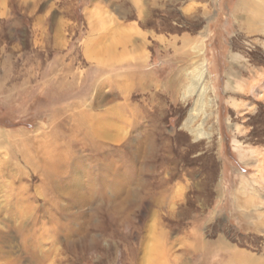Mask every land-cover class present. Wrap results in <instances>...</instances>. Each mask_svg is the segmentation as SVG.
I'll return each mask as SVG.
<instances>
[{
  "label": "rangeland",
  "instance_id": "obj_1",
  "mask_svg": "<svg viewBox=\"0 0 264 264\" xmlns=\"http://www.w3.org/2000/svg\"><path fill=\"white\" fill-rule=\"evenodd\" d=\"M263 19L0 0V264H264Z\"/></svg>",
  "mask_w": 264,
  "mask_h": 264
},
{
  "label": "bare ground",
  "instance_id": "obj_2",
  "mask_svg": "<svg viewBox=\"0 0 264 264\" xmlns=\"http://www.w3.org/2000/svg\"><path fill=\"white\" fill-rule=\"evenodd\" d=\"M202 64V63H201ZM204 64V63H203ZM203 67V66H202ZM201 74H203V72L201 71ZM199 75V74H198ZM202 77V75H200V77H197V82H194L193 84V92H195L198 96L197 101L194 104V107L192 109V113L190 115V121L192 122L193 120H195L198 117V114L202 111L204 103L202 102L203 97H204V91L202 89V86L200 84V78ZM191 83V82H190ZM192 86V85H191ZM195 88V89H194ZM189 92V91H188Z\"/></svg>",
  "mask_w": 264,
  "mask_h": 264
},
{
  "label": "crops",
  "instance_id": "obj_3",
  "mask_svg": "<svg viewBox=\"0 0 264 264\" xmlns=\"http://www.w3.org/2000/svg\"><path fill=\"white\" fill-rule=\"evenodd\" d=\"M241 11H242V9H241ZM241 11H240V12H241ZM248 21H249V20H248ZM250 21H251V20H250ZM262 22H264V19H263ZM257 23H258V24L261 23V19H260L259 17L257 18ZM263 24H264V23H263Z\"/></svg>",
  "mask_w": 264,
  "mask_h": 264
}]
</instances>
